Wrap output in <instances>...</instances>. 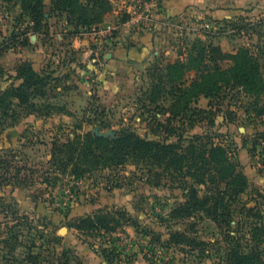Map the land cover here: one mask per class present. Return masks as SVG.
Here are the masks:
<instances>
[{
  "label": "rangeland",
  "instance_id": "obj_1",
  "mask_svg": "<svg viewBox=\"0 0 264 264\" xmlns=\"http://www.w3.org/2000/svg\"><path fill=\"white\" fill-rule=\"evenodd\" d=\"M43 4L44 19L35 28L17 0H0V93L19 87L16 76L22 63L32 65L21 62L25 50L39 53L40 75L49 77L31 101L35 108L12 107L0 126V157L13 154V164L35 172L30 186L0 182V264H26L29 252L38 256L39 264H223L233 248L248 255L255 250L264 259V85L257 94L223 87L211 108L201 97L192 108L205 112H188L183 119L170 115L169 86L151 95L162 69L186 62L199 45L231 55L248 49L264 84V8L227 17L202 12L160 19L148 59L129 75L117 72L116 77L124 76L113 82L112 91L100 78L104 55L120 36L149 27L160 6L154 0ZM146 13L149 21L141 19ZM219 65L233 67L227 59ZM75 126L81 134L113 137L130 130L168 144L179 136L184 145L194 136L209 137L239 165L248 188L233 198L229 225L220 229L202 213L171 219L170 211L184 201L185 192L164 179L156 184L153 173L158 170L149 173L144 165L127 162L81 179L59 176L55 184L42 182L53 138L72 136ZM83 219H90V226L81 225ZM99 221H106L110 231L92 228ZM226 230L234 239L225 237ZM176 232L202 244L172 245L169 235Z\"/></svg>",
  "mask_w": 264,
  "mask_h": 264
},
{
  "label": "trees",
  "instance_id": "obj_2",
  "mask_svg": "<svg viewBox=\"0 0 264 264\" xmlns=\"http://www.w3.org/2000/svg\"><path fill=\"white\" fill-rule=\"evenodd\" d=\"M43 1L17 0L21 11L28 16L35 28L40 27L44 19ZM199 48L196 55L186 62L178 61L164 67L162 77L152 86L151 95L159 94L164 91V87L169 86L168 94L172 98L170 115L173 118L183 119L185 113L192 111L205 112L192 108V105L197 104L202 97L209 100L208 107L211 108L213 98L219 99L223 87L238 86L251 94L261 91L264 84L260 67L248 49L243 48L231 55L215 46L199 45ZM225 59L232 61L233 67L222 69L219 61ZM48 78L35 72L30 64L22 63L16 76L21 82L19 87L0 93V126L3 117L8 116L12 107L34 109L31 101L41 94V88ZM149 99L154 101V98ZM29 113L30 111L27 114ZM209 124L213 125L214 122L210 121ZM79 131L80 127L75 126L72 136L62 133L53 138L50 158L46 163L48 168L44 172L46 177L42 182L55 184L59 176L81 179L96 170H114L127 162L144 165L149 173H153V169L158 170L153 173L158 178L156 184L160 185L164 179L171 186L175 185L185 192L184 201L170 211L171 219L187 220L202 213L220 229L229 225L233 198L248 188L247 178L239 170V165L231 160L224 148L214 145L209 137L194 136L184 145L185 140L181 136L176 143L168 144L140 138L130 130L120 131L113 137H100L91 132L81 134ZM166 132L173 133L174 130L168 129ZM14 158L13 154L0 157L1 184L30 186L35 172L25 165L13 164ZM22 171L28 172V175L21 173ZM51 175L55 178L50 180ZM112 184L117 186L116 181ZM91 223L90 219L80 221L85 227ZM92 228L110 231L106 221H99ZM226 232V238L234 239L228 230ZM168 242L172 245L184 242L196 246L202 244L180 232L171 233ZM23 262L39 264L38 256L29 252ZM65 264H68L67 261ZM223 264H264V259L255 250L248 255L239 248H233Z\"/></svg>",
  "mask_w": 264,
  "mask_h": 264
},
{
  "label": "crops",
  "instance_id": "obj_3",
  "mask_svg": "<svg viewBox=\"0 0 264 264\" xmlns=\"http://www.w3.org/2000/svg\"><path fill=\"white\" fill-rule=\"evenodd\" d=\"M254 6L264 8V0H162L160 9L154 13L149 27L142 28L138 32H130L127 37L120 36L116 41V46L104 55V61L100 64L103 67L100 78L104 81L105 89L112 91L116 89L113 82L124 76L121 73L123 75L116 77L117 72L124 71L129 75L128 73L134 67L143 65L148 59L150 48L156 40L153 32L160 19H171L178 16L188 17L193 13L202 12L203 14L227 17L246 12ZM20 58L21 62H31L32 69L40 73L41 69L36 63L40 61L38 52L31 53L29 50H25L21 53ZM110 77H113L111 81H109Z\"/></svg>",
  "mask_w": 264,
  "mask_h": 264
},
{
  "label": "built area",
  "instance_id": "obj_4",
  "mask_svg": "<svg viewBox=\"0 0 264 264\" xmlns=\"http://www.w3.org/2000/svg\"><path fill=\"white\" fill-rule=\"evenodd\" d=\"M161 1H162V0H154V5H155L156 8H158V7L160 6ZM150 18H151V17H150V13H146V14L143 16V18H141V19H145L146 21H149Z\"/></svg>",
  "mask_w": 264,
  "mask_h": 264
},
{
  "label": "water",
  "instance_id": "obj_5",
  "mask_svg": "<svg viewBox=\"0 0 264 264\" xmlns=\"http://www.w3.org/2000/svg\"><path fill=\"white\" fill-rule=\"evenodd\" d=\"M65 231V229H62V232H64Z\"/></svg>",
  "mask_w": 264,
  "mask_h": 264
}]
</instances>
